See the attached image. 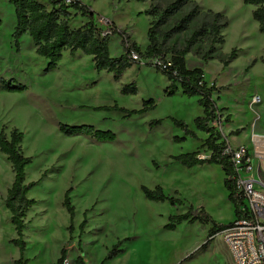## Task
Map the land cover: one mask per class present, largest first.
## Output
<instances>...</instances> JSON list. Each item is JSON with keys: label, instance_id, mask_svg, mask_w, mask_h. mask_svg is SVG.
Segmentation results:
<instances>
[{"label": "rangeland", "instance_id": "obj_1", "mask_svg": "<svg viewBox=\"0 0 264 264\" xmlns=\"http://www.w3.org/2000/svg\"><path fill=\"white\" fill-rule=\"evenodd\" d=\"M79 1L89 6L95 17L116 22L123 31L130 32L140 46L147 44L149 17L140 12L150 8L151 2ZM174 1L160 0L157 6L165 9ZM193 1L200 6L202 16L190 31L166 44L184 48L191 34L212 19L209 11L226 17L228 27L222 30L225 43L215 48L216 57L222 60H229L236 51L229 66L224 68L219 60L205 64L193 54L186 59L189 68L204 69L210 86L217 84L219 90L214 100L219 109L227 110L220 114L221 123L215 126L231 137L234 148L251 147L254 132L264 135V34L253 18L255 7L245 5L242 0ZM190 10L187 7L165 30H171ZM0 19L3 21L0 78L14 79L28 88L24 93H7L0 84V128L5 127L8 136L14 129L25 135L23 153L33 158L26 171V183L37 182L45 175L43 182L28 195L37 205L28 212L25 258L34 260L31 264L56 263L62 243L70 240L67 229L71 221L63 201L66 192L72 189L70 196L76 210L74 226L78 236L69 244V264H76L80 256L79 227L86 212L88 225L81 238L85 264H102L112 248L125 239L130 241L121 247L122 254L105 264H180L192 254L196 255L183 264H234L221 234L207 251L200 250L208 236L206 225L184 223L173 232L164 229L171 216L185 214L190 205H207L212 213L206 212L222 225L234 220L219 165L213 166L220 170L188 169L172 160L196 151H200L201 157H209L205 149L200 150L205 133L199 140L188 138L185 143L174 142L175 137L185 134L172 119L184 121L191 131H197L195 119L203 116L198 98H188L182 92L166 96L168 78L145 65L134 66L123 77L124 85L136 83L137 96L122 95L120 82H115L111 74L98 73L86 60L72 64L70 55L57 70L45 73L47 60L36 54L28 35L22 39L21 51L17 52L13 39L16 14L8 0H0ZM80 26L77 17L72 28ZM207 50V41L194 49L200 55ZM110 51L112 57L123 55L120 36L111 37ZM256 97L260 98L259 104L252 105ZM149 100H154L156 110L129 118L119 112H95L87 108L117 104L130 111L141 110L143 101ZM227 116H231L230 125L224 123ZM159 120L163 121L161 125L151 126ZM60 124L93 126L115 133L117 139L113 143H101L85 136L69 138L59 131ZM237 130L241 134L231 136ZM13 182L12 167L0 153V264H17L16 256L20 253L11 244L16 233L5 206ZM158 186L167 196L183 199V206L148 201L142 187Z\"/></svg>", "mask_w": 264, "mask_h": 264}, {"label": "trees", "instance_id": "obj_2", "mask_svg": "<svg viewBox=\"0 0 264 264\" xmlns=\"http://www.w3.org/2000/svg\"><path fill=\"white\" fill-rule=\"evenodd\" d=\"M139 3L151 2V7L145 12V15L152 18L151 27L148 31L149 46L142 49L131 41L126 31L120 30L115 23H112L110 34H105L99 29L95 22L96 13L92 9L79 0H73L71 4H67L65 0H8L13 6L16 14V28L13 33L14 44L17 52L21 51V42L25 36L32 39L35 52L38 56L47 60L45 73L57 70L64 58L66 52H70L73 56L81 51L86 56H92L95 63V69L98 73L105 72L112 74L115 82H120L124 75L136 65H140L131 57L132 52L136 53L141 59L153 60L159 59L162 66H154L149 62L145 66L154 68L156 71L166 76L170 82L169 87L165 90L168 97L176 96L179 92L188 98H198V104L203 109V116L195 119V127L198 132L205 133L208 138L203 141L200 150L205 149L210 156L208 158H200V151L182 154L172 157V160L182 166L193 169L198 166L219 165L222 167L226 178L224 186L228 191V201L234 206V213L237 219H242L243 214L241 208L243 201L238 193L235 172L231 157L225 154V150L229 147L227 140L218 130L215 124L221 123L220 114L227 109H219L217 101L214 100V94L219 89L216 82L209 85L205 78V71L202 68H189L187 64V56L190 54L197 55L207 64L210 61L219 60L224 68L229 66V61L234 59L236 51H233L229 60H222L216 57V45L225 43L222 36V30L228 27V20L221 13L209 11L208 15L212 18L198 27L186 41V45L182 49L169 47L166 43L172 41L175 37L180 36L192 29L196 21L202 16L200 6L193 0H175L165 9L158 7L160 0H134ZM247 6H254L253 18L259 24V31L264 34V0H242ZM187 7L191 10L176 21V24L169 31L165 30L171 20L179 18ZM81 16L87 22L79 28H72L75 19ZM3 21L0 19V34ZM120 36L124 46V53L120 57H112L110 51V39L112 36ZM204 41H207L208 50L204 55L195 53L194 49ZM169 57L170 64L169 65ZM1 89L7 93H24L28 88L19 84L16 80H5L0 78ZM120 93L124 96H137L139 88L136 83L125 85ZM95 112H119L126 117L134 115L146 114L157 108L154 100L144 101L141 110H127L115 104L113 106L87 107ZM86 108V109H87ZM162 120L154 121L151 126L157 127L162 124ZM173 124L184 132V137H175L174 142L185 143L188 138L199 140L197 134L191 131L184 121L172 119ZM227 125L232 124L231 116L224 119ZM59 131L66 137L72 138L76 136L91 137L97 142L113 143L117 136L113 132H103L97 130L93 126H68L59 125ZM240 131L231 133V136H239ZM25 135L18 129L11 131L8 136L5 127L0 128V153L3 154L10 163L13 173L14 182L8 191L5 200V206L11 214V222L15 228L16 238L11 244L19 249L21 258L17 264H29V260L24 259V253L27 250L24 232L27 229V214L37 205V201L28 198L31 190L38 187L44 180L45 175L37 182L26 184L27 168L33 163V158L24 155L22 144ZM145 198L150 202L165 203L168 202L173 207L183 206V202L175 197L167 196L161 186L155 189L142 187ZM72 189L68 190L64 197L63 207L67 210L71 224L68 228L72 235L75 231L74 219L76 216L75 207L71 203ZM188 223L194 225L200 223L203 225H211L205 244L201 247V251L205 252L214 242L215 238L223 231L229 228L232 223L222 225L215 222L210 215L202 208L194 210L189 208L185 214L171 216L169 223L164 227L166 231H176L178 226ZM88 225L87 212L84 214V220L79 227L80 238L85 233ZM130 239L119 241L109 252L107 261L114 260L122 254L121 247ZM69 245H65L61 251V256L57 264H64L67 260ZM196 254H192L185 259L187 262ZM76 264H85L83 255L77 260Z\"/></svg>", "mask_w": 264, "mask_h": 264}, {"label": "built area", "instance_id": "obj_3", "mask_svg": "<svg viewBox=\"0 0 264 264\" xmlns=\"http://www.w3.org/2000/svg\"><path fill=\"white\" fill-rule=\"evenodd\" d=\"M71 4L73 0H65ZM96 25L105 34H110L112 21L103 17H95ZM131 57L140 65L152 62L154 66H162L159 59H141L132 52ZM169 65L170 57H169ZM260 98H254L252 105L259 104ZM251 147H228L225 154L231 157L235 172L238 193L243 201L242 219L221 233L234 264H264V135L251 136ZM200 158H204L201 157ZM64 264H69L66 260Z\"/></svg>", "mask_w": 264, "mask_h": 264}, {"label": "crops", "instance_id": "obj_4", "mask_svg": "<svg viewBox=\"0 0 264 264\" xmlns=\"http://www.w3.org/2000/svg\"><path fill=\"white\" fill-rule=\"evenodd\" d=\"M149 8H145L143 11H141L140 12V14H145V12L148 10ZM256 9V8H255ZM79 17V20H80V22H81V25H83V24H85L86 22H87V20L86 19H84V18H82L81 16H78ZM152 18H150L149 17V25H148V31H149V29H150V27H151V22H152ZM115 24H116V22H115ZM116 26L120 29V30H122L120 27H119V25H117L116 24ZM124 31H126V30H124ZM127 32V31H126ZM129 32V31H128ZM129 36H130V38H131V41L132 42H135L141 49H142V51H144L148 46H149V39H148V42H147V44L144 46V47H142V46H140L134 39H133V37H132V35H131V33L129 32V34H128ZM147 36H148V34H147ZM71 56V54H70V52L68 51V52H66L65 54H64V58H63V60H62V62L67 58V56ZM69 56V58H70V61H71V63L73 64V63H75L76 61H78V60H86V61H89L90 62V64L95 68V63H94V59H93V57L92 56H86V55H84L81 51H78L77 53H75L73 56H71L70 57ZM61 62V63H62ZM61 63H60V65H61ZM188 64V63H187ZM96 70V69H95ZM133 70H134V68H133ZM103 74L105 73V72H102ZM111 76H113L112 74H111ZM122 81H123V78H122V80L120 81V87H121V89L123 88V86H125L123 83H122ZM144 102V101H143ZM99 107H101V106H99ZM196 132V134L198 135V137L199 136H201L202 135V133H200V132H198V131H195ZM255 133V132H254ZM254 133H253V135H254ZM223 135V137L227 140V143L229 144V146L230 147H232V148H234L232 145H231V141H230V138L231 137H226L225 136V134H222ZM208 138V135H206L205 134V136H204V139H203V141L204 140H206ZM208 156H210V153H208ZM198 167H201V166H198ZM204 168L206 167V168H210L211 170H220V168H218V167H216V166H213V165H206V166H203ZM221 167V166H220ZM222 168V167H221ZM223 171V170H222ZM223 175H224V181H225V178H226V175H225V173H224V171H223ZM27 181V180H26ZM27 184V183H26ZM164 190V189H163ZM225 190H226V188H225ZM226 193H225V195L228 197V195H229V193H228V191L226 190L225 191ZM71 197V196H70ZM171 197V196H170ZM28 198H29V196H28ZM30 199V198H29ZM176 199H178V198H176ZM179 200H181L182 202H183V199H179ZM36 201V200H35ZM64 202V201H63ZM71 203H72V200H71ZM230 203V202H229ZM230 206H231V208H232V210H233V213H234V206L230 203ZM204 207H206V209H204ZM204 207H195L194 205H190V208H193V209H195V210H200V209H204L205 211L207 210V212H210V213H212L211 211H210V209L208 208V206L207 205H205ZM206 212V213H207ZM208 215H211V214H209V213H207ZM212 217V216H211ZM27 218H28V214H27ZM212 219L214 220V218L212 217ZM235 219H236V217H235V213H234V220H233V222L235 221ZM75 220V219H74ZM71 221V220H70ZM215 221V220H214ZM216 222V221H215ZM26 223H27V219H26ZM218 223V222H217ZM218 224H220V223H218ZM69 228V227H68ZM74 228H75V226H74ZM205 228H207L206 230H207V233H208V231L210 230V228H211V225H207V226H205ZM68 230V229H67ZM69 232V231H68ZM80 232V231H79ZM16 233V232H15ZM70 234V233H69ZM76 236H78V231L76 232V230L74 231V233L71 235L70 234V240L68 241V242H64V243H62V245H61V247H60V249H61V251H62V249L64 248V246L67 244V245H69L71 242H73L72 240H73V238H75ZM79 246H80V256L81 255H84V253H83V251L81 250V238H80V233H79ZM223 243H224V241H223ZM224 245H225V243H224ZM225 247L227 248V246L225 245ZM69 248V247H68ZM18 249V248H17ZM68 250V249H67ZM227 250H228V248H227ZM26 252H27V250H26ZM26 252L24 253V259L25 260H29V264H31L32 263V261H34V260H32V259H27V258H25V255H26ZM228 252H229V250H228ZM229 254H230V252H229ZM20 255V253L18 254L17 253V256H16V260L18 261V256ZM69 255V253L67 254V256ZM121 255V254H120ZM119 255V256H120ZM231 255V254H230ZM60 256H61V252H60V255L58 256V258H57V260L55 261L56 263L55 264H57V262H58V260H59V258H60ZM79 256V257H80ZM118 256V257H119ZM79 257H77V259L79 258ZM232 258V257H231ZM76 259V260H77ZM105 260V259H104ZM103 260V261H104Z\"/></svg>", "mask_w": 264, "mask_h": 264}, {"label": "bare ground", "instance_id": "obj_5", "mask_svg": "<svg viewBox=\"0 0 264 264\" xmlns=\"http://www.w3.org/2000/svg\"><path fill=\"white\" fill-rule=\"evenodd\" d=\"M251 136H253V134ZM254 136H256V133H254Z\"/></svg>", "mask_w": 264, "mask_h": 264}]
</instances>
